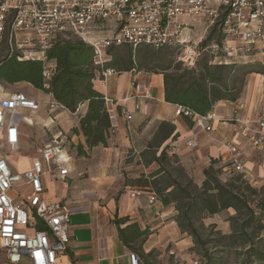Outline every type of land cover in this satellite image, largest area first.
<instances>
[{"label":"built area","instance_id":"built-area-1","mask_svg":"<svg viewBox=\"0 0 264 264\" xmlns=\"http://www.w3.org/2000/svg\"><path fill=\"white\" fill-rule=\"evenodd\" d=\"M196 27L208 34L206 40L196 43L191 39L190 32ZM77 39L93 47L101 68L109 59L108 50L123 45L134 51L144 45L183 48L179 60L184 67L201 54L209 55L214 65H246L264 54V0H0V47L5 44V54L21 61H42L46 89L56 69L47 52L58 41ZM117 73L108 68L103 77ZM147 89L144 98L151 97ZM260 98L253 120L243 117L244 99L238 100L232 118L226 120L257 150L264 148V78ZM48 106L51 112L67 109L54 99ZM40 108L38 101L23 93L0 91V264H63L71 248V209L63 203L48 204L44 196L47 177L64 180L71 172L67 136L56 135L38 148L41 157L24 173L17 172L5 151L8 147L20 152V111ZM120 113L133 141L132 113L127 105ZM175 114L192 118L206 131L218 119L214 111L199 115L183 106H177ZM187 145L199 147L196 139ZM228 161L233 173L245 176L237 145L229 146ZM19 185L26 188L23 198L13 194ZM131 256L132 264H140L138 256Z\"/></svg>","mask_w":264,"mask_h":264},{"label":"crops","instance_id":"crops-1","mask_svg":"<svg viewBox=\"0 0 264 264\" xmlns=\"http://www.w3.org/2000/svg\"><path fill=\"white\" fill-rule=\"evenodd\" d=\"M200 28L203 31V28ZM192 31H195V28ZM202 56L205 54H201L196 61ZM206 56L210 58V64L214 65L211 63V57ZM136 73L134 69L94 80L95 89L105 96L114 127V134L107 147L95 146L90 149L80 131L78 134L72 132L73 129L79 130L80 117L86 114L88 103L83 104L76 114L68 109L51 112L48 102L53 100L52 94L47 93V99H44L40 95L43 91L34 89L32 99L38 101L41 108L37 111L21 110L20 113L31 115L22 119L19 113L20 152L25 143L30 142L29 135L25 133V126L36 127L30 140L36 137L35 145L39 144L37 149L48 144L56 135H66L67 145L71 149L69 176L58 181H51L47 177L44 195L48 204H67L72 211V244L63 264H132V253H129V249L119 240L118 228L114 224L116 218L128 217L130 222L137 223L142 230H150V234L144 239L143 250L146 254L169 247L170 253L176 255L179 264H193L195 261L191 249L195 245L194 240L177 224L179 212L176 202L169 205L163 202L164 196L175 187L174 181L182 183L173 175V171L182 174L186 169L198 177L197 185L202 187L206 178L204 170L212 162H217L219 176L233 174L228 161L229 146L237 145L242 152L246 178L255 184L264 179V148H253L235 133L232 125L226 121L232 118L237 108L235 101L217 102L213 111L218 119L211 124V131H206L204 125H198L192 118L176 116L175 111L179 105L165 101L164 74L155 71ZM263 78V75L250 77L245 94L239 98L244 99L246 104L242 112L246 120L256 117ZM147 88L150 89V98L143 97ZM125 98H129L127 103L124 102ZM126 105L133 117L130 123L133 141L130 140L127 121L117 109ZM163 122L173 124L174 133L157 149H152L150 143L155 140ZM191 139L197 140L198 148L186 146L187 141ZM79 145H82L85 155H78ZM164 151L166 162L170 164L165 165L162 172H158L160 164L151 162V159L160 156ZM95 158L93 166L87 168L89 161ZM30 165H27L26 170ZM119 171L127 172L133 180L125 185L120 184L117 182ZM85 173L89 178L82 177ZM158 180L160 181L156 184ZM155 185H158L157 189ZM162 187H166V191H162L163 194L157 193L158 188ZM219 215L216 214L213 218L209 216L208 219L219 224L217 219H214L220 218ZM164 257V253L161 254V264H169V258ZM140 264H143L141 260Z\"/></svg>","mask_w":264,"mask_h":264},{"label":"trees","instance_id":"trees-1","mask_svg":"<svg viewBox=\"0 0 264 264\" xmlns=\"http://www.w3.org/2000/svg\"><path fill=\"white\" fill-rule=\"evenodd\" d=\"M123 47L127 49V54L121 56L115 52ZM123 47L109 49L107 54L109 59L101 68L96 65L97 58L93 47L84 41L78 39L58 41L47 52V58L56 64L55 74L47 89L44 85L42 61H21L17 57L6 55L0 60V83L16 85L25 82L35 89L52 94L58 104L65 105L73 114L78 113L81 105L88 103L86 114L80 117L79 130L73 129V133L78 134L80 131L85 136L86 145L90 149L95 146L107 147L112 136V118L105 96L95 89L94 80L103 78V70L108 68L118 72L147 69L143 57L139 55L138 64L134 61L133 48L129 45ZM162 49L169 50L167 47ZM171 67V60H162L159 67L162 72H157L164 74L165 101L187 107L199 115L212 112L217 102L222 100L237 103L247 75L255 73L264 76L263 62L254 61L246 65L227 67L211 65L210 58L206 55L200 57L194 65L186 66L183 71L176 67V71L169 74ZM236 69L241 75H236L234 80H238L242 86L239 89H231L228 78ZM117 109L121 112L120 107ZM173 133V124L163 122L150 147L157 149ZM85 154L82 145H79L78 155ZM151 162L160 164L158 172H162L164 166L170 164L166 162L165 151L151 159ZM216 164L217 162H212L204 170L206 178L200 188L174 181L175 187L164 196L163 202L165 205L176 202L179 212L177 224L194 239L192 252L203 253L205 258L209 257V262L216 260L215 264H226L225 257H228L233 250H237L239 253L237 264H264V187H253L251 180L235 172L231 174L234 178L224 181L219 176L220 170L216 168ZM157 186L155 185L156 189ZM162 191H166V187L158 188L157 193L163 194ZM231 209L235 214L226 220L230 223L231 232L226 234L221 230L216 231L219 239L212 249L217 255L214 259L215 255L210 254L208 243L201 239L191 214L195 210H200L211 216ZM114 224L118 228L119 240L125 247L133 251L143 264H154L148 259L154 251L146 254L134 247L138 239L148 237L150 230L148 228L142 230L140 225L130 222L129 217L116 218ZM39 227L42 229L41 226ZM212 228L217 229V226L213 225Z\"/></svg>","mask_w":264,"mask_h":264},{"label":"rangeland","instance_id":"rangeland-1","mask_svg":"<svg viewBox=\"0 0 264 264\" xmlns=\"http://www.w3.org/2000/svg\"><path fill=\"white\" fill-rule=\"evenodd\" d=\"M202 29L200 27H196L195 31L190 32V37L193 41H195L196 43H199L201 39H207L208 34H205L204 31H201ZM204 40V41H205ZM183 48H178L175 47L174 49H152L148 46H143L138 48L137 50L133 51V55H134V61H136V63L139 64V55L140 57L144 58V61L147 63V69L142 68L141 70L146 71V72H162L159 67L161 66L162 60H171L172 61V67L170 69V73H174L176 70V67H179V69L181 71H183L186 67H184L182 65V62L179 60L180 56H183ZM6 51V45L3 44L0 47V60L2 58H4L6 56L5 54ZM116 53H119L121 56H123L124 54H127V49L126 48H121V49H117L115 51ZM157 52V53H155ZM160 58V59H159ZM255 62H263L264 63V56H258L255 59ZM159 66V67H158ZM236 75H241V73H239L238 69H236V71L232 72V75L228 78V84H230L231 89H239L242 85L239 84V81H235L234 79L236 78ZM255 73L249 74L247 75V77H245V85L243 86L242 89V93L239 96L240 98L243 97V95L245 94V91L247 89V81L250 77H254ZM102 79V77H100ZM1 89L7 93H11V94H15L17 92L19 93H23L25 94L28 98L32 99V97H34V87H30L27 85V83L25 82H21V83H16V85H11V84H7V83H0V91ZM47 93L43 91L42 93H40V95L44 98L47 99ZM47 104V103H46ZM110 112V111H109ZM24 116H28L30 117V113H20V119H22V117ZM191 122V121H190ZM23 126V124H22ZM25 126V124H24ZM36 127L33 128H29L28 126H25V133L26 135H29L28 137V141L25 143L24 145V149L22 150V152H18V153H14L12 151H10V149L7 147L5 149V151L8 152L7 155V159L8 161L14 166V168L17 169V172L19 173H24L27 165L31 164L34 159H39L41 157V155L39 154L37 147H39V144H37L38 146H36V137L33 140H30L33 137V131ZM73 132V130H72ZM186 146L188 148H192L191 146H188L186 143ZM79 156H77L78 158ZM96 161V158L89 161V165H87V168H91L94 164V162ZM124 162V161H123ZM88 169V170H89ZM137 172V171H136ZM173 175L176 176L177 178H179L180 181H182V183L184 184H190L191 187H194L195 185H197V180L198 177H196L193 173H189L186 171L185 169V173H180L178 171H173ZM88 177L89 175L87 173H85L82 177ZM224 181L225 180H230L232 178H234V176L231 175H225L223 177H221ZM117 182H119L120 184H127L129 183L130 180H133L132 177H130L129 174H127V172H123V171H119L118 177H117ZM259 183L255 184L254 182H252V186L256 187V188H261L264 187V179L263 180H258ZM191 182V183H190ZM198 187H200L199 185H197ZM26 188L24 189L22 186H18L17 188H15L13 190V194L16 196H20L21 198H23L24 193H25ZM234 211H223L220 213V218H214L217 219V223L219 224H215L213 222H211L208 217L210 215H208L206 212L202 213L200 210H195L194 212H192V220L195 223V227L198 229V232L201 236V239H203V241H206L208 244V248L211 250L210 254H213L215 256H213L214 259H216L217 255L215 254L216 252L213 251L212 249L215 247V245L218 242V237L216 236V231L217 230H221L223 233H230L231 232V228L229 227L230 224L226 223V220L229 216L234 215V213H232ZM214 215H211V217L213 218ZM179 217V216H178ZM216 225L217 229H213L212 226ZM230 228V229H229ZM189 236V233L187 234ZM192 238V237H191ZM193 239V238H192ZM194 240V239H193ZM145 240L143 238L138 239V241L136 243H134V247L141 250L142 252L143 250V245H144ZM172 247V245H171ZM170 248L166 247L163 250H159V251H154L150 254V256L148 257L149 261H151L154 264H161L162 263V259H161V254L164 253L165 255V259L169 258L168 263L169 264H179V260L176 257V255L171 254L170 253ZM129 253H134L133 251L129 250ZM228 257H225V262L226 264H237V258L239 256V253L236 251H232L231 254H228ZM193 260L199 262V264H215L214 261L209 262V257L205 258V255L203 253H199L196 254L193 252ZM222 264V263H221Z\"/></svg>","mask_w":264,"mask_h":264}]
</instances>
